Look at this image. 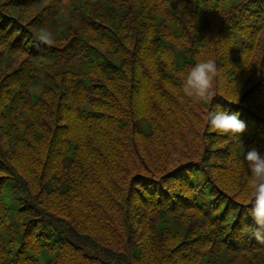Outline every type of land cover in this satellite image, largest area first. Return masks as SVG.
<instances>
[{
  "label": "trees",
  "instance_id": "1",
  "mask_svg": "<svg viewBox=\"0 0 264 264\" xmlns=\"http://www.w3.org/2000/svg\"><path fill=\"white\" fill-rule=\"evenodd\" d=\"M208 59L209 101L183 96ZM253 148L264 0H0V264H264Z\"/></svg>",
  "mask_w": 264,
  "mask_h": 264
},
{
  "label": "clouds",
  "instance_id": "2",
  "mask_svg": "<svg viewBox=\"0 0 264 264\" xmlns=\"http://www.w3.org/2000/svg\"><path fill=\"white\" fill-rule=\"evenodd\" d=\"M221 76L214 60L198 61L183 74L179 91L183 96L201 102H208L214 81ZM209 127L217 133L232 134L240 137L246 125L240 120L239 114L230 115L218 107L208 116ZM242 163L247 166L250 174L252 202L248 217L253 222L251 236L259 244L264 245V154L253 148L244 152Z\"/></svg>",
  "mask_w": 264,
  "mask_h": 264
}]
</instances>
